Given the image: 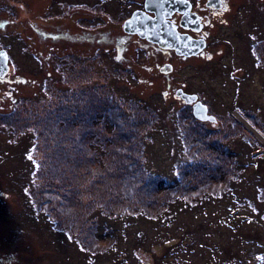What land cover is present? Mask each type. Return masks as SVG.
Returning a JSON list of instances; mask_svg holds the SVG:
<instances>
[{
	"label": "rangeland",
	"instance_id": "374dc122",
	"mask_svg": "<svg viewBox=\"0 0 264 264\" xmlns=\"http://www.w3.org/2000/svg\"><path fill=\"white\" fill-rule=\"evenodd\" d=\"M50 1L75 27L63 0H0L1 43L12 40L26 81L19 88L24 101L13 129L0 133V153L14 155L16 187L28 174L30 195L34 172L39 186L28 197V264H264L259 256L264 254V201L258 196H264V41L252 43L264 38V0H246L229 22L219 19L224 26L212 29L218 33L217 59L179 62L163 53L174 69L167 72L175 75L169 87L163 80L166 68H156L164 63L159 49L147 46L153 61L146 62L151 65L146 70L140 65L145 55L136 57L132 45L122 59L104 51L109 38H93L94 48L100 47L93 71L95 62L80 57L64 72H54L51 78L57 80L45 86L46 52L39 41L35 52L28 48V21H37L46 33ZM97 1L96 13L111 20ZM115 2L108 6L114 12L111 25L100 31L114 26L110 35L119 37L120 24L113 22L115 8L122 7ZM98 33L93 34L103 35ZM120 64L129 65V74ZM186 83L216 122L196 118L192 105L176 98V88ZM11 136L15 146L7 144ZM217 140L240 153L247 175L239 183H233L231 155L212 152ZM179 172L186 174L180 179ZM167 177L179 178L180 185L166 187ZM47 188L62 203L68 196L79 202L71 200L74 206L64 209ZM202 194L209 199L195 205ZM255 199L260 202L252 209ZM186 201L195 202L184 208ZM19 210L15 215L24 223L26 212ZM165 210L173 215L162 221ZM65 233L93 255L71 244Z\"/></svg>",
	"mask_w": 264,
	"mask_h": 264
},
{
	"label": "flooded vegetation",
	"instance_id": "af4514ba",
	"mask_svg": "<svg viewBox=\"0 0 264 264\" xmlns=\"http://www.w3.org/2000/svg\"><path fill=\"white\" fill-rule=\"evenodd\" d=\"M69 1L70 0H63L66 6L64 10L67 9L70 19H72L73 22H77L73 28L70 26L68 18L65 21L61 19L62 12L54 11L56 9L52 7L54 6L52 5V1H50V5H45L48 7L45 9V12L48 13L49 11L48 15H50L51 18L48 22H43V25L48 26L44 29L46 33L41 32L37 21H28V48L30 51L33 48L35 52L37 46L40 45L42 47L44 45L43 49L46 52L44 58L41 60L43 65L41 74L48 77V79L47 77L44 78V83H46L45 86H49V84L52 85V81L55 78L51 77L54 72H64L66 67L68 68L69 66L76 64V62L81 59L80 57L95 62L93 64L94 66H90L91 71H93V69L96 68L97 56L100 55L98 53V48L100 47L94 48V44L92 43L93 38H109V43L103 45L107 46L106 49L104 48V51L108 50V53H113V51H115V55H117L119 59H122V55L126 51L128 52L132 45L136 52V57L139 55H145V57L142 56L143 59L140 61V65L146 70H150L149 68H151V65L146 64V62L153 61L148 54L150 53L147 50L148 45L155 49H159L158 52H162V54L164 53L169 56L171 55L172 57L174 56L179 62L200 59H202V61H209L213 57L214 59H217L213 51L215 50L214 45L218 41V38L216 35L217 32H212V29H219L220 26H224V23L219 20L220 18L229 22L227 18L235 11V7L244 4L246 0H182L184 2V7L188 10L187 13L174 11L170 15L169 21L172 25L176 26V29L180 34L189 36L195 42L194 48L198 51L191 56L179 55L176 48H163L157 43L149 41L146 37H142L138 33H130L127 30L126 22L131 16L137 11L146 10V0H115L117 2L116 6H119L120 8L122 7L120 10L115 8L116 22H113L117 25L120 24L115 27L116 29H121V32L123 33L122 36L119 37H113L110 35L114 26L111 29L100 31L103 26L108 27L111 25L110 22L114 19L112 9H108L109 2L112 3L113 0L97 1L100 4L101 11H105L106 16L111 17V20L104 19L96 13L95 0ZM60 3L61 1L58 4ZM50 10H52V12H50ZM80 10H83L82 15L80 14ZM44 15L47 14L44 13ZM150 15L154 16L153 13H150ZM66 28L68 31H66ZM71 29H73V31L70 32ZM97 30L103 35H94L93 33ZM16 38L20 37L17 36ZM38 38H41V40ZM1 39L4 38H0V133H3L9 129H13L11 124H13L16 119L17 107L21 101H24L18 97L20 92L19 88H21L22 83L25 84L26 81L19 68H17L18 63L16 61L17 58L15 57L18 56V53L17 51H14L15 46H13V42H11L12 40L9 41L8 44H3L1 43ZM145 43H147V45H145ZM65 46H69V49L66 51L62 48ZM86 46H88L86 54L84 53V55H82V50L83 48H86ZM39 54L41 57L42 53H40V51ZM72 54L73 57L71 56ZM146 54L148 55L146 56ZM164 54L162 57L164 63L160 65V63L157 62L156 68L162 72L164 71V67L166 68L164 71L166 73H163V80H168L169 87L171 84L170 80H172L175 75L169 73L170 75L168 76L167 72L174 69L173 64L169 61V56ZM2 56L6 57V63L2 61ZM146 57H148V60H146ZM30 58L35 61L37 60L36 56L32 54L30 55ZM69 58H73L75 63L74 61H71L73 59ZM155 58L158 60V57ZM102 63L103 60L101 59V64ZM134 63L135 65L138 63L136 62V58ZM48 66L51 67L50 71H46ZM118 67L119 69L122 67V70L129 74V65L124 66V64H120ZM56 80L57 79L54 81ZM186 87L187 83L184 87L176 88L174 94L177 99H181L177 96V93L182 90L186 94L197 95V100L207 105V103L200 98L198 93L187 91ZM164 94L169 95L170 91H165ZM183 101L184 100H182V102ZM15 143V136H11L7 144L9 146H15ZM13 156L14 155H11L10 152H5L3 154L0 153V264H28V240L26 241V239H24V237L26 238L28 235V174L24 185L20 188L16 187V165L11 161ZM17 208H20L19 211L23 214L26 212L23 217L24 223L18 222V217L15 215Z\"/></svg>",
	"mask_w": 264,
	"mask_h": 264
},
{
	"label": "water",
	"instance_id": "95a60500",
	"mask_svg": "<svg viewBox=\"0 0 264 264\" xmlns=\"http://www.w3.org/2000/svg\"><path fill=\"white\" fill-rule=\"evenodd\" d=\"M145 11L135 12L126 22V28L130 33H138L151 42L157 43L163 48H176L179 55H194L198 50L194 48L195 42L187 35L180 34L176 26L169 21L174 11L187 13L182 0H146ZM153 13L154 16H151ZM6 63V57L2 56ZM177 96L186 104H191L196 118L203 122H216L217 118L209 113L207 105L198 101L195 94H186L182 90Z\"/></svg>",
	"mask_w": 264,
	"mask_h": 264
},
{
	"label": "trees",
	"instance_id": "16d2710c",
	"mask_svg": "<svg viewBox=\"0 0 264 264\" xmlns=\"http://www.w3.org/2000/svg\"><path fill=\"white\" fill-rule=\"evenodd\" d=\"M255 39H257L258 40V43L255 41H253L252 43H253V45H255L256 46V44H261L260 42L261 41H264V38H255ZM260 41V42H259ZM132 106H133V104H131ZM158 119H160V118H158ZM205 125V124H204ZM211 134V133H210ZM214 136H215V134H213ZM205 140H212V137H208V138H206ZM213 141V140H212ZM216 142H219L218 144L217 143H214V151H212V152H215V151H217V153L218 152H222V153H218V154H221V156L222 155H224L223 154V152L224 151H226V153H228L227 154V156L229 157L230 155H231V157H232V159H227V160H231V161H233L234 162V165H235V167H234V169H235V172L233 173V174H235V177H234V179H233V183H236V182H238L239 183V181H241L242 179H243V176H244V174L245 175H247L246 173H245V170H246V167L244 166H241V165H243V163L242 164H240V157H239V155H240V153L238 152V150L236 149V147H231V146H229L228 144H224V142H221L220 140H217ZM218 154H216V156L218 157ZM234 155H237L235 158H234ZM226 159V158H225ZM252 159V158H251ZM33 161H35V166H38L39 167V165H37V163H38V161L36 160V159H34ZM246 165V164H245ZM38 167H36V171H37V168ZM176 171V170H175ZM175 171L174 170H172L171 172H172V175H174V173H175ZM34 174H35V172L33 173V179H31V185H32V188H33V191H32V189L30 190V195H28V197H32L33 196V192H35V189L37 190L38 188H39V186L37 185V184H34L33 182H34V179H35V176H34ZM186 173H183V172H179V177H180V179H181V176H184ZM243 174V175H242ZM220 176H221V174H220ZM51 181H53V179H52V177H50L49 178V181H48V183L49 182H51ZM166 183H168V184H165V186L166 187H170V188H174L173 186H175V185H180V180H179V178L177 179V180H175L174 178H172V177H167L166 178ZM127 185H129L130 186V184H127ZM162 185V184H161ZM163 187V186H162ZM263 189V191H264V187L262 188ZM47 190H49V191H51L52 193H54L53 192V190L52 189H49V188H47ZM257 193H258V191H257ZM264 194V193H263ZM51 195V198L53 199V198H56L57 199V201L59 202V206L60 205H64L63 207H64V209H67V208H70L71 206H74V203L71 201V200H74L75 201V204L76 203H78L79 202V200L78 199H76V198H72V197H67L66 198V200L62 203L61 201H59V198H58V196H57V193H54V194H50ZM43 197L45 196V195H42ZM74 196H76V195H74ZM259 196V200H261V201H264L263 200V198H264V196L263 197H261V194L260 195H258ZM209 197H210V195L209 194H202L199 198H197V201L195 202V201H191V202H188V201H186L185 203H184V208H187L188 207V205H191L192 206V204L195 202V205H199L200 203L202 204L203 202H200L199 203V201H205V200H207V199H209ZM38 198H40V197H38ZM37 199V198H36ZM80 199V198H79ZM81 201V200H80ZM259 202L260 201H258L257 199H255V201L253 202V203H251L250 204V206H251V208L253 209V207L254 208H257L258 207V204H259ZM43 206L44 207H47V205H45V204H43ZM183 207V206H182ZM90 208V207H89ZM92 209V208H91ZM88 210V209H87ZM170 210V209H169ZM169 210H165L164 211V213H163V217H162V221H166V220H168V218H171L170 216H172L173 215V213H172V210H171V215L170 216H168L167 215V213H168V211ZM253 211V210H252ZM255 213V212H254ZM116 219L117 218H119L118 217V215L115 217ZM254 218V217H253ZM252 218V219H253ZM123 219V218H122ZM107 221H108V219H107ZM159 221V220H158ZM162 221H159V224H160V222H162ZM166 223V222H165ZM58 232H62V231H58ZM63 233V232H62ZM65 235L68 237L67 239L69 240V238H71L72 239V241H71V244H73V242H75L76 244H77V242L74 240V238L70 235V234H67V233H65ZM112 237V236H111ZM105 242V241H104ZM113 242V241H112ZM79 247H80V249H81V251L82 252H84V253H88V254H92L93 255V253H91V252H89V251H87L88 249H86V248H82L79 244H77ZM110 246L112 247V243H110ZM107 248L109 247V245H107L106 246ZM98 253H102V252H98ZM260 256V258L261 259H263L264 258V254L263 255H259ZM86 257H87V254H86Z\"/></svg>",
	"mask_w": 264,
	"mask_h": 264
}]
</instances>
